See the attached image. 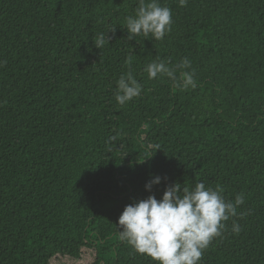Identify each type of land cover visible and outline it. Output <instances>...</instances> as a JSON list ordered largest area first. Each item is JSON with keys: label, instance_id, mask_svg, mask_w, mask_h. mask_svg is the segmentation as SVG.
<instances>
[{"label": "trees", "instance_id": "obj_1", "mask_svg": "<svg viewBox=\"0 0 264 264\" xmlns=\"http://www.w3.org/2000/svg\"><path fill=\"white\" fill-rule=\"evenodd\" d=\"M138 2L0 0V264H155L120 214L197 181L245 198L199 264H264V0H159V41L128 39ZM183 57L195 88L144 71ZM129 70L143 90L120 106Z\"/></svg>", "mask_w": 264, "mask_h": 264}, {"label": "clouds", "instance_id": "obj_2", "mask_svg": "<svg viewBox=\"0 0 264 264\" xmlns=\"http://www.w3.org/2000/svg\"><path fill=\"white\" fill-rule=\"evenodd\" d=\"M179 2L181 6L187 4V0ZM172 23V10L162 6L159 0H139L134 14L125 18L123 27L129 40L142 35L159 41L171 30ZM106 34L93 38L96 48L101 49L106 41L109 43ZM126 63L130 65L131 59ZM190 69V59L183 57L174 65L153 59L144 71L149 79L166 76L175 88L187 90L196 87L194 70ZM142 90V84L129 70L116 82L115 100L124 106L140 96ZM159 183L161 177L156 176L145 188L151 191L152 186ZM223 191L219 186L215 189L206 186L203 181L191 187L174 182L166 187L161 199L149 195L124 207L117 224L120 239L139 254L150 257L155 264H199L210 242L222 235L224 222L242 215L237 208L245 202L244 193H238L232 201L225 200ZM232 231L236 234L241 231L235 221Z\"/></svg>", "mask_w": 264, "mask_h": 264}]
</instances>
